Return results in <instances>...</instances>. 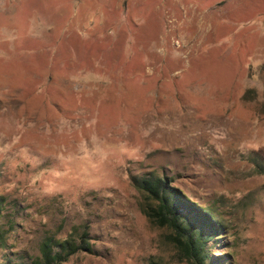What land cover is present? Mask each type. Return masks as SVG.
<instances>
[{
	"label": "rangeland",
	"instance_id": "rangeland-1",
	"mask_svg": "<svg viewBox=\"0 0 264 264\" xmlns=\"http://www.w3.org/2000/svg\"><path fill=\"white\" fill-rule=\"evenodd\" d=\"M264 0H0V263L191 264L131 177L165 176L222 230L215 264H264Z\"/></svg>",
	"mask_w": 264,
	"mask_h": 264
},
{
	"label": "trees",
	"instance_id": "trees-1",
	"mask_svg": "<svg viewBox=\"0 0 264 264\" xmlns=\"http://www.w3.org/2000/svg\"><path fill=\"white\" fill-rule=\"evenodd\" d=\"M251 163L250 174H264V163L254 156L247 158ZM139 193L138 205L147 221L169 230L168 240L176 247L184 259L191 264H215V258L207 249V242L222 230L217 219L194 202L190 201L178 188L169 185L165 176L148 172L131 177ZM5 230L0 227V248L5 245ZM76 229L65 237L47 236L39 245L38 255L31 260L0 264H61L79 250L89 251L87 232L83 229L76 240ZM215 240V241H216Z\"/></svg>",
	"mask_w": 264,
	"mask_h": 264
}]
</instances>
